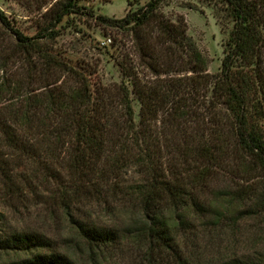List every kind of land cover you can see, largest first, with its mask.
<instances>
[{
    "label": "trees",
    "instance_id": "16d2710c",
    "mask_svg": "<svg viewBox=\"0 0 264 264\" xmlns=\"http://www.w3.org/2000/svg\"><path fill=\"white\" fill-rule=\"evenodd\" d=\"M164 1L97 16L133 39L110 84L55 48L66 19L95 16L80 0L40 8L33 34L0 8V204L61 208L70 246L93 264L123 245L142 264H264L203 252L248 220L264 224V0H216L232 24L217 74ZM93 208L123 221L78 217ZM6 223L0 211V251L28 256L0 264H76L46 234Z\"/></svg>",
    "mask_w": 264,
    "mask_h": 264
},
{
    "label": "rangeland",
    "instance_id": "374dc122",
    "mask_svg": "<svg viewBox=\"0 0 264 264\" xmlns=\"http://www.w3.org/2000/svg\"><path fill=\"white\" fill-rule=\"evenodd\" d=\"M57 0H0V8L15 20L27 33L36 32V25L41 19L42 12L46 11ZM149 0H140L144 5ZM83 11L91 14L73 15L70 22L66 19L62 36L58 39L56 49L74 65L84 62L90 63V69L99 70L104 83L110 84L122 81L121 71L117 65L126 49L132 46V35L120 33L116 28L104 24L97 16H107L112 19H121L129 11L139 7L138 0H80ZM160 10L169 18L177 20L184 17L188 23V34L197 44L200 51L208 60V70L212 74L220 71L224 57V44L228 38L232 24L223 27L219 6L216 0H166ZM112 39V41L110 40ZM116 40V46L112 43ZM132 51V48H131ZM139 110V106H137ZM79 212L78 217H86L99 225L121 224L123 219L110 217L104 210L93 208ZM0 211L7 214L8 223L4 224L6 232L12 230L34 231L46 234L56 243L60 252L72 253L76 264H93L83 258L78 249L72 248L69 241L75 235V229L69 216L59 208L52 210L44 204L32 205L29 208L19 209L17 212L0 204ZM238 237L228 233L220 247L214 246L203 250L208 260L216 255L221 257L249 256L264 259V224L257 219L244 223ZM237 238V239H236ZM235 240H239L238 242ZM205 246V245H203ZM28 255L0 251V262H9L15 259L26 258ZM144 260L137 249L131 245L111 248L101 264H142ZM209 261V262H210ZM215 261L212 260L211 263ZM207 262V261H206Z\"/></svg>",
    "mask_w": 264,
    "mask_h": 264
},
{
    "label": "built area",
    "instance_id": "2783aa9c",
    "mask_svg": "<svg viewBox=\"0 0 264 264\" xmlns=\"http://www.w3.org/2000/svg\"><path fill=\"white\" fill-rule=\"evenodd\" d=\"M110 40V39H109ZM110 41H112V40H110Z\"/></svg>",
    "mask_w": 264,
    "mask_h": 264
}]
</instances>
